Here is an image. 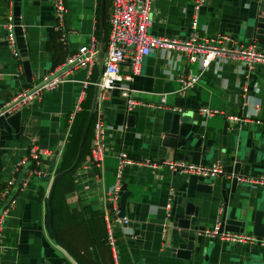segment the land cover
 <instances>
[{
    "label": "crops",
    "instance_id": "1",
    "mask_svg": "<svg viewBox=\"0 0 264 264\" xmlns=\"http://www.w3.org/2000/svg\"><path fill=\"white\" fill-rule=\"evenodd\" d=\"M251 1L203 0L194 33L198 38L224 36L225 44L254 43L264 50V44L244 39ZM13 2L0 0V190L21 168L25 177L0 219V264H246L249 242L214 239L204 233L218 225L223 209L220 174L208 180L167 166L122 164L117 168L116 153L123 150L135 158L223 166L239 149L245 156L256 146L261 160L250 167L247 178L264 175V64L247 67L235 60L216 59L201 68L197 63H186L178 51L152 48L130 81H122L133 101L126 107L131 121L126 116L120 120L109 95L99 97L97 87L103 61L100 42L104 44L107 38L108 0H63L61 31L56 27L51 0H19L30 81L24 78L17 48L16 58L6 38L5 16L12 15ZM191 14V0H154L147 34L186 38L192 31ZM92 40L97 56L90 69L72 68L55 88L17 102L10 111L3 110L16 95L30 90ZM130 71L124 64L119 73L126 76ZM188 74L197 75V81L181 93L177 78ZM84 81L87 85L82 88ZM200 107L217 113L200 114ZM91 111L92 120L98 117L103 122L101 160L96 166L90 163L92 137L88 128L80 156L72 166ZM175 111H189L198 123L194 131L170 145L163 138L168 117ZM31 145L40 153L38 162L29 160L26 165L33 166L15 170ZM59 171L63 173L54 183L50 199L54 241L46 199ZM115 180L120 183L116 196L119 209L120 194H125L122 215L127 217L126 223L115 220L106 209V195ZM225 192L226 205L237 213L249 215L257 208L264 211L262 185L244 181L234 192ZM187 209L194 213L189 216L188 228L196 239L185 258L176 255L175 249L182 240L178 213ZM106 227L114 236L112 247L104 239ZM243 233L253 235L250 229Z\"/></svg>",
    "mask_w": 264,
    "mask_h": 264
},
{
    "label": "built area",
    "instance_id": "2",
    "mask_svg": "<svg viewBox=\"0 0 264 264\" xmlns=\"http://www.w3.org/2000/svg\"><path fill=\"white\" fill-rule=\"evenodd\" d=\"M53 15L56 20V27L60 31L63 29V14L65 11L63 0H51ZM154 0H108L107 12V38L104 43L102 74L97 82L99 88V97L107 94L106 91L118 85L120 95L125 99L126 107L131 105L132 99L129 96V89L122 84V81H130L131 75L136 72L139 62L150 53L152 48H161L164 50L178 51L184 58L186 63H197L201 68L216 59L235 60L249 66L252 63L264 64V50L256 46L254 43L242 45L238 43L225 44L224 36L216 38H198L194 33L196 16L202 7L203 0H191V33L182 39L166 38V37H151L147 34V28L150 23V7ZM13 20L11 13L5 16L4 28L6 30V38L12 55L18 57L15 51V42L13 34ZM64 33L61 32L60 38L63 39ZM97 56L96 43L92 40L90 46H80L78 50L70 54L65 62L57 70L43 76L42 80L34 85L27 92H21L16 95L14 102H11L4 111H10L11 107L17 102H22L30 99L33 96H39L44 90H51L56 85L63 81V74L72 68L87 67L91 68ZM127 65L130 68V75L121 76L119 73L122 65ZM178 88L181 93L197 81V75L188 74L180 75L177 78ZM87 81L82 83V88H85ZM82 92L80 93V95ZM108 95V94H107ZM78 109V104L75 106V111ZM200 114L211 116L217 111L208 107H200ZM103 122L100 118L93 120L91 126V159L90 163L94 166L98 165L102 157L103 149ZM40 153L31 145L17 162L15 170L18 167L26 165L29 160L38 162ZM117 168L122 164L146 165L150 167L167 166L169 169L180 173H194L204 177H214L222 173V165L215 164L205 166L201 163L190 161H180L175 159H151L149 157L135 158L127 154L123 150H118L116 153ZM16 173L5 182L0 190V219L4 216L7 209V198L9 188L14 184ZM244 181L264 186V175H259L255 178H244ZM120 190V183L115 180L106 195V209L114 215V219L120 223H126L127 217L117 215L119 208L116 202V196ZM5 204V205H3ZM217 224L211 229L204 231L206 235L217 236L232 241H245L252 243L255 241L253 235L237 232H217ZM200 233V232H198ZM105 242L112 247L114 236L111 230L105 229ZM258 244L264 245V238Z\"/></svg>",
    "mask_w": 264,
    "mask_h": 264
},
{
    "label": "water",
    "instance_id": "3",
    "mask_svg": "<svg viewBox=\"0 0 264 264\" xmlns=\"http://www.w3.org/2000/svg\"><path fill=\"white\" fill-rule=\"evenodd\" d=\"M102 2V0H101ZM12 8V20H13V34L15 38V47L19 52V57L22 62V70L24 78L26 81H30L31 72L28 64L27 54L24 50V43L21 37L20 30V20H19V0H14ZM102 10V5L100 7ZM101 15V14H100ZM244 29V39L246 42H260L264 44V0H252L250 2L249 11L246 23L243 26ZM104 44L103 41L100 42L99 47V56L103 55ZM118 85H115L113 88L106 91L109 95L110 103L115 106L116 109V118L120 119L123 116H126L128 121H131L132 116L126 115V102L125 99L120 95V90L117 88ZM92 111L86 117L85 123L83 125L75 158L72 162V166L77 162L82 144L92 118ZM197 118L194 115L192 116L189 111L179 113L173 112L168 117L166 128L164 134L166 136L163 140L170 144L174 145L175 142L181 138H184L188 133L194 131L197 126ZM199 142V141H197ZM198 144V143H197ZM259 149H256V146H252L244 156L243 152L239 149L238 152L232 154L228 158V162L224 163L222 166V173H220L218 186L220 188L221 199L223 203V209L221 210L217 232H243L247 229H250V232L254 235L255 241L250 243L248 252L245 254L246 264H264V245L258 244L259 241L264 238V211L262 209H254L250 212L249 215L245 213L235 212L233 206L228 207L226 205L227 194L226 190L229 192H234L237 185L244 183V178L249 174V169L252 165H258L261 160V156L258 154ZM262 163H264V158H262ZM63 171L55 173L47 195L46 204H47V222L48 227L51 232V235L54 241H57L54 230L51 226V216L52 211L50 208V199L54 183L59 179ZM210 180L212 177H206ZM213 181V180H212ZM228 184V187L226 186ZM124 186L121 187V189ZM124 198L125 194H120L119 199V211L117 215H122V209L124 207ZM187 204V203H186ZM194 214L193 211L189 209L184 210L183 213H178L177 225L179 229V236L181 241L177 243L175 253L178 256L189 257L190 252L193 250V245L196 239L193 231L189 229V216ZM216 239L217 236H214Z\"/></svg>",
    "mask_w": 264,
    "mask_h": 264
},
{
    "label": "trees",
    "instance_id": "4",
    "mask_svg": "<svg viewBox=\"0 0 264 264\" xmlns=\"http://www.w3.org/2000/svg\"><path fill=\"white\" fill-rule=\"evenodd\" d=\"M92 119H93V117L91 118L90 124L88 126L89 130L91 129V126H92V123H93ZM87 131H88V129H87ZM31 166H33L32 163L31 164L29 163L28 165H26L24 167L25 168H29ZM24 177H25V171H24L23 168H21V171L18 172V174H17V176L15 178L14 184L9 188L8 193L6 194L7 195L6 196L7 202H9L12 199V197L15 195L16 191L18 190V187L20 186V182H21V180H23ZM3 205H5V204H3ZM104 239H105V232H104Z\"/></svg>",
    "mask_w": 264,
    "mask_h": 264
}]
</instances>
